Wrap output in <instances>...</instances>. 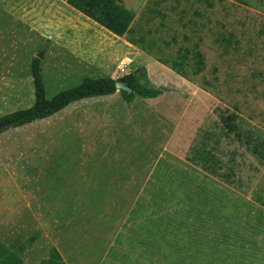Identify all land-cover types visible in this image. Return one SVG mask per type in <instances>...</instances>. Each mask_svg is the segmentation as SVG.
<instances>
[{
	"label": "rangeland",
	"instance_id": "374dc122",
	"mask_svg": "<svg viewBox=\"0 0 264 264\" xmlns=\"http://www.w3.org/2000/svg\"><path fill=\"white\" fill-rule=\"evenodd\" d=\"M118 2L134 16L123 40L138 50L118 43L97 63L129 57L131 72L162 94L128 103L116 92L75 116L2 131L0 156L9 161L0 157V173L38 179L41 214L58 229L54 245L38 243L27 264L54 252L63 264H264V0ZM34 42L26 59L21 52L15 67L0 69V117L32 105L29 67L40 53L48 98L104 77L98 65ZM183 48L202 52V72L187 68L184 78L170 69ZM210 132L206 143L229 182L189 161Z\"/></svg>",
	"mask_w": 264,
	"mask_h": 264
},
{
	"label": "crops",
	"instance_id": "0c3cea01",
	"mask_svg": "<svg viewBox=\"0 0 264 264\" xmlns=\"http://www.w3.org/2000/svg\"><path fill=\"white\" fill-rule=\"evenodd\" d=\"M123 37L112 34L64 0H0V69L15 67L13 62L20 60L21 52L25 53L26 59L28 46L33 44L29 43V38H32L34 43H39L37 45L61 49L83 65L91 68L98 65L104 76L118 79L121 76L117 64L126 56L120 58L114 67L97 61L105 56L107 47L118 43L129 50H138ZM139 59L145 58L139 54ZM115 94L82 99L51 117L69 112L75 116L81 107L90 104V100L105 102ZM33 123L13 130H21ZM5 134L0 133V140L6 138ZM0 157L5 158L1 164L9 161L7 156ZM28 180L23 173H0V263L9 256L8 264H27L28 252L36 251L38 243L45 240L50 246L54 245L58 233L56 221L45 219L41 214L44 212L43 184L37 187L38 179L34 183ZM48 193L54 194L53 191Z\"/></svg>",
	"mask_w": 264,
	"mask_h": 264
},
{
	"label": "trees",
	"instance_id": "16d2710c",
	"mask_svg": "<svg viewBox=\"0 0 264 264\" xmlns=\"http://www.w3.org/2000/svg\"><path fill=\"white\" fill-rule=\"evenodd\" d=\"M64 1L118 37H123L130 32L134 16L126 7L120 5L118 0ZM207 1L208 0H205V2ZM225 42L229 43V39H226ZM130 43L136 45L135 42L130 41ZM191 58H193V65L189 61ZM156 60L167 65V63H164L159 59ZM187 68H194V75H197L204 70L205 58L202 52L195 49L193 54L191 50L186 48L177 51L176 58L172 61L170 69L176 72L179 76L187 78L186 70H190ZM29 69L33 84V103L26 109L17 110L0 117V124H9L4 130L18 128L49 118L66 108L68 105L82 99L112 95L116 93L115 83L117 81L126 82L128 87L132 89L130 94L120 91L122 98L128 103L132 102L136 96L143 99H153L162 94V90L160 89L144 86L141 83L142 72L133 71L118 79H112L107 76L99 78L83 77L78 85L60 91L48 98L42 76L41 61L38 56L31 60ZM206 136L207 137L205 138L201 137L199 141L194 143L190 151L191 159L189 161L192 166L200 168L201 171L207 175L229 182V175L222 174L220 171L223 164L222 161L212 152V149L209 148L206 143L209 137H216V134L210 132L206 133ZM9 259L10 257L8 256L5 260H2L0 264H8L10 261ZM45 264L63 263L61 262L59 255L54 252L51 259Z\"/></svg>",
	"mask_w": 264,
	"mask_h": 264
},
{
	"label": "water",
	"instance_id": "95a60500",
	"mask_svg": "<svg viewBox=\"0 0 264 264\" xmlns=\"http://www.w3.org/2000/svg\"><path fill=\"white\" fill-rule=\"evenodd\" d=\"M39 59H42V53L38 55ZM116 92L123 91L126 94H130L132 92V89L128 87L126 82L117 81L115 83ZM9 126L8 123H1L0 124V132H2L4 129H6Z\"/></svg>",
	"mask_w": 264,
	"mask_h": 264
},
{
	"label": "built area",
	"instance_id": "2783aa9c",
	"mask_svg": "<svg viewBox=\"0 0 264 264\" xmlns=\"http://www.w3.org/2000/svg\"><path fill=\"white\" fill-rule=\"evenodd\" d=\"M132 64V60L129 57L123 58L117 64V72L118 74L123 77L131 73L130 66Z\"/></svg>",
	"mask_w": 264,
	"mask_h": 264
}]
</instances>
